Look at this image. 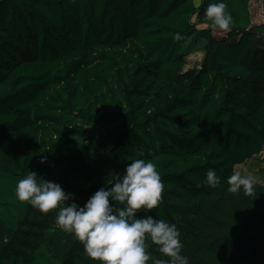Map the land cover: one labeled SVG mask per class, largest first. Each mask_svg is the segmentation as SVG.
I'll use <instances>...</instances> for the list:
<instances>
[{
    "label": "trees",
    "instance_id": "1",
    "mask_svg": "<svg viewBox=\"0 0 264 264\" xmlns=\"http://www.w3.org/2000/svg\"><path fill=\"white\" fill-rule=\"evenodd\" d=\"M218 2L0 0V264H99L16 185L34 171L83 206L133 159L157 166L149 214L177 225L189 264H264V185L226 182L264 153V0H223L227 32L204 15ZM146 243V264L169 259Z\"/></svg>",
    "mask_w": 264,
    "mask_h": 264
},
{
    "label": "clouds",
    "instance_id": "2",
    "mask_svg": "<svg viewBox=\"0 0 264 264\" xmlns=\"http://www.w3.org/2000/svg\"><path fill=\"white\" fill-rule=\"evenodd\" d=\"M204 15L213 30L229 31L232 16L223 0L210 3ZM182 37L176 34L174 37ZM45 161L42 160L41 163ZM228 191L246 196L254 192V177L233 172L227 178ZM204 183L216 188L221 177L216 171H206ZM107 188H100L81 206L72 193H66L59 183L31 171L17 182L15 195L42 213L57 210L55 223L62 231L73 234L83 245L85 256L99 264H146L151 259L147 250L152 245L168 260L155 264H189L182 255L181 233L175 223L157 219L149 213L158 207L164 184L157 166L144 159H133L122 175ZM143 210L144 216H138Z\"/></svg>",
    "mask_w": 264,
    "mask_h": 264
},
{
    "label": "rangeland",
    "instance_id": "3",
    "mask_svg": "<svg viewBox=\"0 0 264 264\" xmlns=\"http://www.w3.org/2000/svg\"><path fill=\"white\" fill-rule=\"evenodd\" d=\"M259 0H257L256 3H254V6H258ZM201 0H196V4L200 5ZM254 8L252 11L254 12ZM258 18H253V21H257ZM259 20H261L259 18ZM205 28V26L201 25L199 28ZM204 41L202 40L199 45L193 50V52L187 56V66L186 69H193V68H199L202 64V61L204 59ZM259 159H254L246 162L245 164H241L235 167V172H239L243 176H252L254 177V184L260 183L264 185V153L259 156Z\"/></svg>",
    "mask_w": 264,
    "mask_h": 264
}]
</instances>
